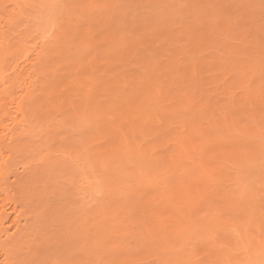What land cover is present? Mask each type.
Listing matches in <instances>:
<instances>
[{"label":"rangeland","instance_id":"374dc122","mask_svg":"<svg viewBox=\"0 0 264 264\" xmlns=\"http://www.w3.org/2000/svg\"><path fill=\"white\" fill-rule=\"evenodd\" d=\"M43 1H45L46 8L48 7L46 10L54 13L52 20L49 19L50 15L48 16L47 12L41 13L42 5L37 0L34 7H22L13 21L5 18L1 28L3 39L9 42L10 47H15V49L11 47L14 54L12 60L17 57L19 68L23 66L25 71L31 69L29 68L30 62H33L37 55L39 61L36 60L37 68H33L31 73L37 82H32L34 79L30 75L29 80L33 84H30L28 89L22 90V94L24 93L22 111H25L23 112L25 119L21 121L22 124L12 125L10 133L5 129L0 131L1 151H4V154L1 153L3 156L0 155V163L3 157L5 158V154L6 158L9 155L6 163H3L5 167L3 174L0 171V205L3 204V209L7 212L3 214L5 216L2 215L0 221V264H185L189 260H194V257L195 259L198 258L196 253L193 254V249L196 248H199L201 252L213 253L216 264L224 261H229L231 264L236 263L238 252L242 253L241 257L246 256V259L258 257L259 251L255 249L257 245L248 242L243 244L238 237L240 236L239 232L246 235L243 224L247 219L237 220V229L233 224L236 219H231L228 213L231 205H241L244 202L242 207L255 209L254 215L248 216L250 221L252 223L259 222L264 229V185H255L257 179H264V135L262 138L260 136H248L246 132L245 137L249 141L248 144L250 141H255L260 145V152L248 162L228 163L227 168L232 167L234 176L218 175V171L211 172L212 174L208 171L202 173L199 164L204 155L209 156L211 153L208 149L213 148L212 142L203 143L206 138L212 139L213 134L217 135L222 131L228 135L225 143L229 146L231 145L229 143H232L231 141L235 138L230 135L234 134L239 137L242 135L238 131L233 133L228 132L225 128L222 130L221 126L224 123L221 114L228 113L229 117L234 118L233 120L236 119L235 122L244 125L247 122L245 120H248L245 118L246 114L249 115V123L251 124L253 118L259 120V116L264 113V107L260 105L264 103L262 101L264 100V93L262 94L264 90L262 88H260L262 89L261 92L257 90L256 93L259 92L260 97L258 94L254 95V91L249 93L252 89L250 82L253 79L258 80L260 85L264 82V3L262 0H158V2L156 0L153 2L152 0H143L142 2L141 0L140 4L137 3L138 7L136 2L133 5L129 1L130 7H128L129 3H127V7L124 4L122 10H117L116 6L113 5L105 6V3L101 7L100 0H95L96 3L92 2L91 4L94 6L85 3L88 5L84 8V4L81 3L82 5L79 6L82 8H78V6L77 9L74 6L76 10L72 5L79 3L80 0ZM81 1L83 2V0ZM97 3H100L99 6ZM112 6L114 9H109ZM223 6L226 10L222 11ZM9 8L10 4L7 3L6 9ZM220 17L222 21H219ZM226 23L228 26L230 25L229 28ZM78 24L79 26H77ZM139 26L146 31L141 30L143 32L141 33ZM225 26L227 27L225 28ZM75 28L77 31L73 32ZM78 28H80L79 31ZM84 28L87 30L89 28V31H92L90 35L85 36ZM80 30L84 34L79 33ZM59 31L66 33L60 36ZM76 32L79 34L77 35ZM138 33L141 35L146 33L149 38L152 37L153 46L151 49L144 48V43L141 44V42H145L143 39H137L140 42L137 46ZM201 33L210 35L209 40H199L197 35ZM194 36L197 39L193 38L195 41L192 40V42L198 43V47L201 48H199L200 53L198 55L201 54V57H197V55L195 57L191 52L189 54L188 48L185 46L190 37ZM82 37L87 38L82 40ZM95 37L96 39L106 37L105 39L109 40L100 47L93 42ZM92 39L93 41H91ZM134 39L135 41H133ZM127 40L136 44L135 48L129 50V47L126 50L130 44ZM124 41L128 44L124 45ZM159 43L162 44V47L157 53L155 46ZM255 43L257 46L253 49ZM91 44L95 47L93 46V48ZM84 45L88 46L87 50H91V47L93 49L84 52L86 50ZM83 47L85 48L82 49ZM122 47H125L124 50L129 51L131 55L126 58L125 62H122L124 65H119L118 70L131 74L133 80L137 79L136 75H141L140 80L132 88V91L140 98L151 94V90L157 92L163 89L170 92L169 90L173 89V86L164 80L165 83L157 81L158 84L160 82V86L157 84V87L152 83L151 88L148 83H144L141 68L143 63L146 65L150 60H158L157 63L160 65L158 64L157 68L159 70L156 68L153 72V77H158L161 73H165L161 69L167 70V65L169 66L168 63L172 59L170 54L173 48L183 51L171 61L177 70L188 68V64L195 63L193 61L197 58L202 59L200 61L203 63L199 62V66L201 64L200 77L196 81L199 84H196L197 88L195 89L200 90V93L197 94L198 98L196 97L193 101L197 102L199 95L202 94L200 97L204 98L201 103H205L204 106L208 104L212 109L211 114L215 116L213 117L217 122V127L206 128V124L212 120L208 115L198 112L200 109L203 110L202 107L188 104L190 96L184 95L185 91H183L182 86H178L176 90L170 92L177 94L176 99L179 101L169 110L165 105H168L170 101L163 100L165 102L162 104L165 105L159 107L162 109L159 110L160 114H163L162 119L155 121L156 125L165 124L166 128L163 125L161 127L163 126L166 130L173 128L171 131L175 133L181 132L185 127L184 125L189 126L194 122L201 127L200 134L197 132L193 134L194 144L199 147L188 156L186 161L181 162L179 170L177 167L174 171L168 170L169 172H167V168L149 162L146 176H143V173L140 174L134 169L137 165H134L130 159L134 154L122 158H116L118 157L116 156L114 159L109 154H100L103 159L101 161L97 159L100 147L109 144L108 135L103 133L102 129L107 126V119L114 114V123L121 120L118 116V110L111 116L108 115L107 106L109 102L111 104L113 99L110 101V97L102 92H99V95L95 93L86 100L82 99V101H79L78 95H70L75 91L77 92L74 90V84L82 83L86 76L96 78L103 74H110L111 71L108 70L110 68L103 65L107 61L109 63L116 62L117 58L115 59V57L117 56L115 54L118 50L123 49ZM21 48L29 50L27 59L22 57V52L25 50L20 51ZM20 52L21 54L17 55ZM77 58L78 60L83 58L80 60L82 62L77 61ZM85 58L87 61H84ZM90 59H94V63L87 64ZM38 62H40L39 68ZM223 63L224 67H222ZM241 67L245 68L246 76L241 73ZM52 79L55 90L52 89L51 91L49 86ZM222 82H226L225 84L228 86L225 94H222L223 90L218 89ZM119 89L121 90L122 87ZM62 90H66L65 95L68 98L63 105H58L59 94ZM254 96H258L262 103L258 104L259 99L257 100L258 97L252 98ZM246 97L255 99L256 105H260V108H257L256 118L250 115L252 111L250 109L254 108L252 104L254 105L256 101L252 102L251 100V105L246 104L244 103L247 101L245 100ZM262 97L263 99H261ZM70 101L73 102L71 108L68 104ZM155 103L150 102L154 105ZM162 104L160 103V105ZM243 104H246L245 107H252L243 110ZM86 108L87 113L93 116L88 115L86 117L84 114ZM149 108L152 109L150 105ZM98 109L103 110L100 113L103 117L95 115L94 111ZM14 110L15 108L11 106L10 114L13 116L15 115ZM163 110L164 112L169 110L170 114H167L168 111L165 115ZM171 112H174L175 115ZM167 115L168 117L174 116L167 120ZM16 116L19 118L21 114ZM10 121L8 119L6 123ZM80 121H84V123L82 122L81 125ZM98 123L100 124L99 129L97 128ZM146 134L137 135V140L141 139L144 147H146V143H151V140L153 142L154 138V136ZM201 134L204 135L205 139ZM11 135L12 138L10 139ZM202 138L203 140H201ZM159 150V155L166 156L168 153L174 152L175 148L173 150L172 145L162 144ZM204 152L205 154H203ZM121 161L123 162L121 163ZM143 162L146 161L143 160ZM184 162L186 166L183 164ZM83 165L91 176L90 180L94 181V185L90 188H86L82 181L81 166ZM182 166L186 170L181 169ZM238 167L240 169H236ZM235 170L236 172L242 171L241 173L246 176V184L245 181L241 184V180L237 176L238 172L236 173ZM98 179L101 182H98ZM142 179L144 182L141 181ZM171 187L173 190H177L173 197L168 196L169 192L172 191ZM195 187L196 189L203 188L202 191H205L203 194L200 192L198 198L194 197L199 195ZM191 188H194L192 193H197L191 194ZM222 190L227 194L226 203L219 204L217 202L219 196L215 194L220 195ZM250 196L251 198H248ZM6 198L10 203H7ZM160 200L163 201L161 206L157 205ZM260 202L261 204H259ZM4 204L6 205L4 206ZM215 205L220 210H215ZM258 205L260 206L258 207ZM12 207L15 208V213L12 212ZM148 214H150V218ZM168 214L169 218H167ZM209 216H211L210 219ZM158 218L162 219L163 223ZM206 218L208 219L206 220ZM14 219L17 222H13ZM173 223L177 225L182 223L185 228L187 227L184 228L185 231L182 236L172 233ZM249 230L248 234L251 237L250 234H253V230ZM262 236L264 243V235ZM226 240L230 242L233 240V251H229L223 245L222 242ZM178 250H181V257L179 258L173 256L174 252Z\"/></svg>","mask_w":264,"mask_h":264},{"label":"bare ground","instance_id":"6f19581e","mask_svg":"<svg viewBox=\"0 0 264 264\" xmlns=\"http://www.w3.org/2000/svg\"><path fill=\"white\" fill-rule=\"evenodd\" d=\"M36 1L37 0H0V131L2 130V129H5V130H7V132H9L10 133V131H11V128H12V125L13 126H15V124H19V123H21V121L22 120H24L25 118H24V115H23V112H25V111H22L23 110V104H24V93L22 94V90L23 89H28L29 88V85L30 84H33L32 82H37V79H34V77H33V75H31V73H32V71H33V68L35 69V68H37L36 67V65H37V62H36V60H38L39 61V56L37 55L36 56V58H35V60L32 62H30V67L29 68H31V69H28V70H24V68L25 67H21V68H19L18 66V59H17V57H16V55H15V57L16 58H14L13 60H12V58L14 57V54H13V52H12V49H11V47H10V45H9V42L7 41V40H5V39H3V37H2V30H1V28H2V22H4V20H5V18H8V20L9 21H13V19H14V17H15V15L18 13V11H20V9H22V7H34V6H36ZM41 3V5H42V7H41V13L42 14H44V13H48V16L50 15V20H52V18H53V15H54V13L53 12H51V11H47L46 9L48 8H46V6H45V1H43V0H39ZM103 1V0H102ZM101 0L99 1L100 3H102V4H100V6L101 5H104L103 3H105V6H109V5H113V6H116V9L117 10H122L121 8H123V6L122 5H124V4H126V7H127V3H129V1L131 2V3H133V5H134V3L136 2V4L137 3H139L140 4V1L141 0H107V1H103L102 2ZM145 1V0H144ZM157 2H158V0H156ZM197 1V0H196ZM92 2H95V0H83V2L80 0L79 1V3H74L72 6H73V8H74V6H76V8L79 6V5H82L81 3H83L84 5H83V8H84V6H87L88 4H86L85 5V3H92ZM142 2H143V0H142ZM141 2V3H142ZM152 2H153V0H152ZM7 3H9L10 4V8L9 9H6L7 8ZM96 3V2H95ZM131 3H129L128 4V7H130L129 5L131 4ZM89 4V5H90ZM94 4V3H93ZM98 4V3H97ZM99 4H98V6H99ZM62 5V4H61ZM92 5V4H91ZM118 5L120 6V8L118 9ZM157 5H159L158 3H157ZM92 6H94V5H92ZM113 6H112V8H109V7H107V8H109V9H111V10H113L114 8H113ZM122 6V7H121ZM137 7H138V4L136 5ZM89 7V6H88ZM102 7V6H101ZM111 7V6H110ZM158 7V6H157ZM76 8H74L75 10H76ZM78 8H82V7H78ZM77 8V9H78ZM224 8V9H223ZM40 9V8H39ZM86 9H88V8H86ZM90 9V8H89ZM88 9V10H89ZM100 9H104V8H100ZM105 10V9H104ZM155 10V9H154ZM157 10V9H156ZM223 10H226V8L223 6L222 7V11ZM77 11H79V10H77ZM61 12H63V11H61ZM114 12H115V10H114ZM118 12V11H117ZM120 12V11H119ZM109 13V12H108ZM158 13V12H157ZM156 13V15H158ZM39 14H40V12H39ZM160 14V13H159ZM224 14V13H223ZM46 15V14H45ZM80 15V14H79ZM155 15V16H156ZM164 15V14H163ZM47 16V17H48ZM166 16V15H165ZM218 16V15H217ZM94 17V16H93ZM157 17V16H156ZM162 17V16H161ZM120 18V17H119ZM82 19V18H81ZM94 19V18H93ZM163 19H165L164 17H163ZM91 20V19H90ZM166 20V19H165ZM221 20V17H220V19H219V21ZM225 20V19H224ZM227 20V19H226ZM225 20V21H226ZM207 21V20H206ZM222 21V20H221ZM229 21V20H228ZM136 22V21H135ZM203 22H204V20H203ZM208 22V21H207ZM206 22V23H207ZM65 23V22H64ZM88 23V22H87ZM150 24V23H149ZM152 24V23H151ZM211 24V23H210ZM222 24H223V22H222ZM75 25H76V23H75ZM140 25V24H139ZM148 25V24H147ZM200 25V24H199ZM204 25H205V23H204ZM226 25H227V23H226ZM64 26V25H63ZM77 26H79V24L77 25ZM76 26V27H77ZM83 26V25H82ZM208 26V25H207ZM220 27H221V25H219ZM224 26V25H223ZM228 26V25H227ZM227 26H225V28L227 27ZM83 27H86L85 25L83 26ZM148 27V26H147ZM230 27V25L228 26V28ZM139 28H140V26H139ZM61 29V28H60ZM79 29L80 28H78V31H79ZM85 30H84V33H85V36L86 35H90V33L92 32H90L89 30V28H88V30L86 29V28H84ZM148 29H149V27H148ZM159 29V28H158ZM59 30V29H58ZM76 30V28L73 30V32ZM81 30L83 31V29L81 28ZM80 30V32L79 33H82V31ZM140 30V32H141V30L142 31H146V29H144L143 30V28H140L139 29ZM156 30V29H155ZM226 30V29H225ZM230 30V29H229ZM77 31V30H76ZM89 31V32H88ZM98 31V30H97ZM144 31V32H145ZM216 31H218V30H216ZM221 31V30H220ZM227 31V30H226ZM222 32V31H221ZM223 32H224V30H223ZM66 32H64V31H59V35L60 36H63L64 34H65ZM77 33V35L79 34L78 32H76ZM84 33H82V34H84ZM141 33H143V32H141ZM175 33V32H174ZM192 33V32H191ZM220 33V32H219ZM139 34V33H138ZM152 34V33H151ZM161 34V33H160ZM217 34V33H216ZM153 35H154V33H153ZM81 36V35H80ZM102 36V35H101ZM133 36V35H132ZM137 36V35H136ZM149 36V35H148ZM147 36V34L146 33H144L143 35H141V34H139L137 37L138 38H136V41L138 42L139 40H137V39H143V40H145V42L143 41V42H141V44L142 43H144L143 45H145L144 46V48L145 47H147V48H150L151 49V47L153 46V41H152V37H148ZM161 36V35H160ZM210 35H208L207 33L206 34H198L197 35V37H198V39L200 40H209L208 39V37H209ZM218 36V35H217ZM98 37V36H97ZM129 37H131V36H129ZM146 37H148V38H146ZM197 37L196 36H194V37H190V39L188 40V42H187V44L185 45L187 48H188V52H189V54H190V52L192 53V54H194L195 55V57H196V55H197V57L199 56L198 55V53H200V50H199V48L200 47H198V43H193L192 42V40H194V39H197ZM83 38L84 37H82V40H83ZM87 37H85L84 39H86ZM90 38V37H89ZM106 37H102V38H99V39H96V37L94 38L95 39V41H93V39L91 40V41H93V42H95L96 44H97V46H102V45H105V43L109 40V39H105ZM132 38V37H131ZM131 38H129V39H131ZM134 38V37H133ZM132 38V39H133ZM188 38V37H187ZM194 38V39H193ZM60 39V38H59ZM58 39V40H59ZM91 39V38H90ZM89 39V40H90ZM62 40V39H61ZM82 40H80V41H82ZM88 40V41H89ZM126 40V39H125ZM63 41V40H62ZM128 41V40H127ZM133 41H135V39L133 40ZM142 41V40H141ZM195 41V40H194ZM58 42V41H57ZM64 42V41H63ZM84 42V41H83ZM130 42V44H129V46H125L126 47V50H128L127 48H129V50L131 49V48H135V46H136V44H134V43H132V41H128V43ZM202 42V41H201ZM204 42V41H203ZM92 43V42H91ZM126 43V44H125ZM127 42H125L124 41V45H127L128 44ZM139 43L140 42H138L137 43V46H139ZM92 44H94V43H92ZM92 44H91V46H92ZM208 44V43H207ZM81 45V44H80ZM88 45V44H87ZM79 46V45H78ZM85 46V45H84ZM94 47H95V45H93ZM92 46V47H93ZM256 43H255V45H253V49H255L256 48ZM16 47H18V46H16ZM21 47V46H20ZM25 47V46H24ZM82 47V46H81ZM86 47V46H85ZM85 47H83L82 49H84ZM88 47V46H87ZM87 47L85 48L86 50L84 51V52H86V51H91L93 48L91 47L90 49L91 50H87ZM124 47V48H125ZM156 48L155 49H157V53H159V50H160V48L162 47V44L161 43H159V44H157L156 46H155ZM207 47V46H206ZM13 48V47H12ZM79 48H80V46H79ZM123 48V47H122ZM124 48L123 49H121V50H118V52L115 54L117 57H115V59H116V62H114V63H109L108 61L105 63V65H103V66H107L108 68H110V69H108L109 71H111V73L110 74H103L101 77L100 76H98V77H96V78H91V77H89V76H86L85 77V80H83V82L82 83H79L78 82V84L77 83H75L74 84V90H77V92L75 91V93H73L72 95H70V96H76V95H78V97H80L79 98V101H82V99H87V98H90L93 94H95V93H97L98 95L102 92L103 94H105V95H107L108 97H110L109 99H110V101L113 99V101H111V104H110V102H109V104H108V106H107V113H108V115H110L111 116V114H113V113H115L117 110H118V116L120 117V121L118 120V122H113L114 120H115V117H113L114 115H112L109 119H107V120H105V121H107L108 122V124H107V126H104L105 128L104 129H102V131H103V133L105 132L107 135H108V141H109V144H107V146L106 145H104V146H102V147H100V149H99V156L97 157V159L99 160V161H101L103 158H102V154L103 155H106V154H109V155H111V158L112 159H114L116 156H118V157H116V158H122V157H124V156H127V157H129L130 155H132L133 156V154H134V156L132 157V158H130V159H132V163L134 164V165H137V167L136 168H134L135 169V171H137V172H139L140 174H142L143 173V176L145 175L146 176V171H147V164L150 162V163H154V164H156L157 166H160V167H164L165 169L167 168V172H169L168 170H170V172L171 171H174V169L175 168H177V167H179L178 168V170L180 169V164H181V162L182 161H186L187 159H188V156L197 148V147H199V146H195V144H194V138H193V134H194V132H197V133H199L200 134V130H201V127H199L195 122L193 123V124H189V126H186V125H184L185 127L183 128V130L181 131V132H177V133H175V132H173V131H171L172 129L171 128H169L168 130H166V129H164V127L163 126H165V124L163 125V124H158V125H156L155 124V121H160V119H162V116H163V114L161 115L160 114V111L159 110H162V109H159V107L161 106H164L163 104H162V102L164 103L165 101H170L169 103H168V105H165L166 106V108H169V110H171V106L173 107V106H175L174 104H176L179 100H177L176 99V96H177V94H173V92H172V94L170 93L172 90L174 91V90H176L177 89V87L178 86H182V89H183V91H185L184 92V95H189L190 96V98H189V100H188V104L189 105H194V106H200V107H202L203 108V110L202 109H200L198 112H201L202 114H206V115H208L209 116V118H210V120H212L211 122H208L207 124H206V128H211V127H214V126H216L217 124V122L215 121V119H214V115H212L211 113H212V109L208 106V104L206 105V106H204V104L205 103H201V101L203 100V98L204 97H200V95H202V94H200L199 95V99L197 100V102H194L193 100L194 99H196V97L198 96L197 94L198 93H200V90H195L196 88H197V85L199 84L198 82H196L198 79H199V77H200V73H199V71H201L200 70V66H201V64L203 63L202 61H200V60H202V59H199V58H197V59H195L193 62H195V63H192V64H188V68L186 67V64L188 63H186L185 64V67L186 68H184V66H183V68L184 69H179V70H177L176 69V67H175V65L171 62L172 60H174V58L176 57V55L179 53V54H181V53H183V51L180 49H178V48H173V51H171V54H170V56H171V58L172 59H170V61H169V66L167 65V70H163V69H161L163 72H165V73H161L158 77H153V72L156 70V68L158 67V64L159 63H157V61H156V59H154L153 61H148V63H146V65H144V63H143V66L141 67L142 68V71H143V77H144V83H148L149 84V87L152 85V83H154L155 84V87H157L159 84H160V82L162 81V83L165 81V82H167V84L169 83V84H171V86H173V89L172 90H169L170 92H168L167 90L165 91V90H159V91H157V92H155L154 90H151L150 88H148V90L150 89L151 90V94H147L146 96H143L142 98H140L139 97V95H137V94H135L133 91H132V88L134 87L133 85L136 83V82H138L140 79H139V77L141 76H139V75H136V77H137V79L136 80H133V77H132V75L131 74H127V73H124L123 71H119L118 69H119V65H124L122 62H125V60H127L126 58H128V56H130L131 54L129 53V51H127L126 52V50H124ZM143 48V47H142ZM165 48V47H164ZM182 48V47H181ZM13 49H15V47L13 48ZM81 49V48H80ZM184 50H185V48H183ZM201 49V48H200ZM21 50H23V48H21L20 49V51ZM25 50V49H24ZM23 50V51H24ZM164 50V49H163ZM17 51V50H16ZM83 51V50H82ZM167 51H169V50H167ZM182 51V52H181ZM220 51V50H219ZM83 52V53H84ZM187 52V53H188ZM15 53V52H14ZM77 53V52H76ZM88 54H89V52H87ZM18 54H21V52L20 53H17V55ZM31 54V53H30ZM85 54V53H84ZM184 54H185V51H184ZM45 55V54H44ZM75 55H77V54H75ZM80 55V54H79ZM86 55V54H85ZM183 55V54H182ZM188 55V54H187ZM204 55V54H203ZM202 55V56H203ZM25 57L24 59H27L28 58V56H29V50L27 51V49L24 51V52H22V57ZM81 56V55H80ZM84 57H86V56H84ZM199 57H201V54H200V56ZM178 58V57H177ZM176 59V58H175ZM80 60H83V58L81 59V58H79V60H78V58H77V61H79V62H82V61H80ZM87 61V59L85 58L84 59V61ZM93 60L94 59H90L88 62H87V64H92V63H94L93 62ZM75 61V60H74ZM199 62H201V64H200V66H199ZM39 63L40 62H38V68L40 67L39 66ZM50 63V62H49ZM86 63V62H85ZM176 63V62H175ZM213 63V62H212ZM117 64V65H116ZM219 64V63H218ZM116 65V66H115ZM160 65V64H159ZM226 65V64H225ZM199 66V67H198ZM218 66V65H217ZM105 67H103V68H105ZM202 67H203V65H202ZM212 67V66H211ZM222 67H224V63H223V66ZM247 68V67H246ZM158 69V68H157ZM99 70V69H98ZM159 70V69H158ZM108 71V72H109ZM112 71H114V73H112ZM116 71H118V72H116ZM245 71V68H243V67H241V73H243L245 76H246V73L244 72ZM227 72V71H226ZM106 73V72H105ZM226 74V73H225ZM30 75H31V77H33V79L34 80H32V78H31V80H32V82L30 83ZM227 75V74H226ZM126 77H128V79H126L125 80V78ZM132 77V78H131ZM142 79V78H141ZM164 80V81H163ZM157 81H160L159 82V84L157 83ZM261 81V80H260ZM164 82V83H165ZM54 82H53V79L50 81V88H51V91H52V89H53V84ZM161 83V84H162ZM223 83V82H222ZM221 83V85H219V90H223L221 93L222 94H225L224 92H226L227 91V88H228V86H227V84H225V83H223L222 84ZM26 84V85H25ZM158 84V85H157ZM197 84V85H196ZM28 85V86H27ZM47 85V84H46ZM62 85V84H61ZM250 85H251V88L252 89H250L251 91H249V93L250 92H252V91H254V95L255 94H258V96H259V92L258 93H256L257 92V90H260V92H261V90L263 89L264 90V82L260 85V82L258 81V80H256V79H253L251 82H250ZM160 86V85H159ZM46 87V86H45ZM56 87V85L54 86V88ZM119 87H122V89L120 90L119 89ZM154 88V87H153ZM260 88H262V89H260ZM60 89V88H59ZM53 90H55V89H53ZM152 91H154V93L152 94ZM182 91V92H183ZM31 92H33V91H31ZM65 92H66V90L65 91H63L62 90V92L59 94V100H58V102H59V104L58 105H63L64 104V101L66 100V98H68V97H66V95H65ZM100 92V93H99ZM45 93V92H44ZM149 93V92H148ZM193 93V94H192ZM264 92L262 91V94H263ZM253 94H251V95H253ZM262 94H261V96H262ZM249 96H250V94H248ZM264 95V94H263ZM96 96V95H95ZM258 96H254V97H252V98H255L256 99V97H258ZM57 97V96H56ZM260 97V96H259ZM259 97L257 98V100L259 99ZM198 98V97H197ZM252 98H250V97H246V99L245 100H247V101H245L244 103H248V104H250L251 105V100H252V102H254V101H256L255 99H252ZM92 99V98H91ZM142 99V100H141ZM250 99V100H249ZM261 99H263V97L261 98ZM163 100H165V101H163ZM260 100V99H259ZM258 100V104H260V103H262L261 102V100L259 101ZM57 101V100H56ZM78 101V102H79ZM152 101L155 103V105L154 104H150V102L152 103ZM262 101H264V100H262ZM232 104L234 105V100L232 99ZM82 103V102H81ZM160 103L162 104V105H160ZM191 103V104H190ZM256 103H257V101L254 103V105L252 104V106H254V108L253 109H256V110H254L253 111V109H250V108H248V107H252V106H247V107H245L246 106V104H243L244 105V108H243V110L244 109H250V110H252L251 111V114L250 115H252V116H255V118L257 117V108H260V105L261 106H263L264 107V103H262V104H260V105H256ZM50 104V103H49ZM69 107L71 108L72 107V104H73V102L72 101H70L69 103ZM86 104V103H85ZM89 104V103H88ZM105 104V103H104ZM87 105V104H86ZM149 105H150V107L152 108V109H150L149 108ZM151 105H153V106H155L154 108L151 106ZM188 105V106H189ZM11 106L13 107V108H15V110H14V112H15V115L13 116V115H11L10 113H11ZM41 106V105H40ZM160 107V108H161ZM177 107V106H176ZM176 107H175V109H176ZM25 108V107H24ZM164 108V107H163ZM165 108V109H166ZM41 109V108H40ZM44 109V108H43ZM49 109V108H48ZM174 109V108H173ZM262 109V108H261ZM168 110V111H169ZM260 110V109H259ZM101 111H103L102 109L101 110H95L94 112H95V115H99V117H103V116H101ZM167 110L164 112V110L162 111L163 113H165V115H166V113L168 112ZM174 111V110H173ZM175 112H176V110H175ZM21 114V116L18 118V116H16L17 114ZM65 113V112H64ZM68 113H69V111H68ZM104 113V112H103ZM172 113V112H171ZM174 113V112H173ZM172 113V114H173ZM84 114L86 115V117L88 116V115H90V116H93L92 114H88L87 113V108L85 109V111H84ZM94 114V113H93ZM105 114H106V112H105ZM168 115L170 114V111L167 113ZM228 114V113H227ZM226 113H223V114H221L222 115V121H223V123L224 124H222L223 126H221V129L222 130H224V128L226 129V130H228V132L230 131V132H239V134H241L242 133V135H241V137H239V136H236V135H234V134H232V135H230V136H232L234 139H233V141H231L232 143H229V144H231V145H226V143H225V141H227L226 139L228 138V135L226 134V133H222V131H221V133L220 134H217V135H214L213 134V136H212V139H210V138H204V135L203 134H201V136L205 139L204 141H203V143H208V142H212V146H213V148L212 149H208V150H210V152L211 153H209V156H203V159H202V161H201V163L199 164V168H201L202 169V173H205L206 171H208L209 173H215L216 171H218V175H222V176H234L235 175V173L232 171V167L230 168V166H229V168H227V164L228 163H234L235 161H236V163H239V162H248V160H251V159H253V157H255L259 152H260V145L258 144V143H256L255 141H250V143L248 144V142L249 141H247V139H246V137H245V134H246V132L248 133V136H255V137H263V135H264V113H262V116H259V120H255L252 116H251V118H253L252 120H251V122L253 123V125H252V123L250 124L249 122H250V120H249V115L248 114H246V116H245V118H247L248 120H245V121H247L244 125H241V124H239V122H235V120H233L234 118H231V117H229L228 115H227ZM160 115H161V117H160ZM168 115H167V120H168V118H170L171 116H174L175 115V113H174V115H170V117H168ZM261 115V114H260ZM214 116V117H213ZM231 116V115H230ZM82 118H84V117H82ZM96 118H98V117H96ZM250 118V119H251ZM8 119H10L11 121L9 122V123H6V121L8 120ZM91 119V118H90ZM89 119V120H90ZM117 119V118H116ZM214 119V120H213ZM79 120V119H78ZM82 120H84V119H82ZM209 120V121H210ZM98 121V120H97ZM184 121V120H183ZM183 121H181V122H183ZM192 121V120H191ZM190 121V122H191ZM48 122V121H47ZM78 122V121H77ZM81 122V121H80ZM83 123H84V121H82ZM82 122H81V125H82ZM86 122V121H85ZM219 122V121H218ZM101 123V122H100ZM103 123V122H102ZM22 124V123H21ZM220 124V123H219ZM71 125V124H70ZM97 125H99V126H97V128L98 127H100V124L98 123ZM161 125H163L162 127H161ZM168 125H169V123H168ZM103 126V125H102ZM168 127V126H167ZM217 127V126H216ZM165 128H166V126H165ZM219 128V127H218ZM99 129V128H98ZM207 130V129H206ZM225 130V131H226ZM97 131V130H96ZM220 131V130H219ZM101 132V131H100ZM224 132V131H223ZM99 133V132H98ZM140 133V134H139ZM147 133V134H146ZM172 133H173V136H171L172 135ZM175 133V134H174ZM252 135H251V134ZM106 134H105V136H106ZM144 134H146V135H150V136H154V138H153V142H152V140H151V143H146V147H144V145H143V143H142V140L141 139H138L137 140V135L139 136V135H144ZM7 135V134H6ZM145 135V136H146ZM104 136V137H105ZM247 136V135H246ZM9 137V136H8ZM7 137V138H8ZM103 137V138H104ZM143 137V136H142ZM167 137H170V138H167ZM208 137V136H207ZM12 138V135H11V137H10V139ZM203 138L201 139V140H203ZM264 138V137H263ZM9 139V138H8ZM106 139H107V137H106ZM104 140V139H103ZM165 141V143H163ZM158 142V143H157ZM157 143V144H156ZM202 143V142H201ZM203 143H202V145H203ZM71 144V143H70ZM99 144V143H98ZM100 144H103V143H100ZM162 144H166L167 146H169V145H172L173 146V150H174V148H175V150H174V152H170V153H168V155H166V156H164V155H159L160 153H159V148H160V146L162 145ZM211 144V143H210ZM87 145V144H86ZM108 146H110V148H108ZM211 146V145H210ZM209 146V147H210ZM211 146V147H212ZM1 143H0V155H2L1 153L3 152V154H4V151H1L2 149H1ZM244 147V148H243ZM96 152V151H95ZM159 153V154H158ZM101 154V155H100ZM119 154H121L120 156H119ZM164 154V153H163ZM203 154H205V152L203 153ZM207 154V153H206ZM3 156V155H2ZM1 156V157H2ZM5 156V158L3 157V159H2V162L0 163V171L2 172V174H3V172H4V170H5V167H4V165H3V163L5 162L6 163V161H7V159L9 158V155H7L8 156V158H6V154L4 155ZM106 157V156H105ZM202 157V156H201ZM200 157V158H201ZM142 158V159H141ZM139 159H141V160H139ZM96 160V159H95ZM110 160V159H109ZM121 160V159H120ZM143 160H145L146 162H143ZM9 161V160H8ZM98 161V162H99ZM110 161H112V160H110ZM141 162L140 164H138L139 162ZM123 161H121V163H122ZM129 163V162H128ZM235 163V164H236ZM88 164V163H87ZM183 164H185V162L183 163ZM182 164V165H183ZM197 164V163H196ZM195 164V165H196ZM6 165V164H5ZM86 165V164H85ZM113 165V164H112ZM155 165V166H156ZM242 165V164H241ZM140 166V167H139ZM185 166H186V164H185ZM197 166V165H196ZM235 166H237V165H235ZM242 166H245V165H242ZM114 167V166H113ZM183 167V168H182ZM181 167V169H185L184 168V166H182ZM246 167V166H245ZM117 168V167H116ZM159 168V167H158ZM158 168H155L156 170L158 169ZM234 168V167H233ZM126 169V168H125ZM161 169V168H160ZM236 169H240V167H238V168H236ZM244 169V168H243ZM80 170V169H79ZM127 170V169H126ZM154 170V169H153ZM162 170H163V168H162ZM186 170V169H185ZM89 171V170H88ZM111 171V170H110ZM123 172H124V169L122 170ZM192 170H190V172H191ZM215 171V172H214ZM113 172V171H112ZM129 172V171H128ZM148 172H151V171H148ZM147 172V173H148ZM185 172V171H184ZM193 172V171H192ZM219 172H221V173H219ZM235 172H236V170H235ZM238 172V179L239 180H241V184H243L242 182H244L246 179V176L243 174V173H241L239 170L237 171ZM236 172V173H237ZM241 174H240V173ZM245 172V171H244ZM72 173V172H71ZM81 173H82V181H83V183L85 184V187L86 188H90V186H93L94 184V181L93 180H90V175L88 174V172H87V169L85 168V166L83 165V166H81ZM135 173V172H134ZM145 173V174H144ZM201 173V172H200ZM211 173V174H212ZM234 173V174H233ZM122 174H124V173H122ZM248 174V173H247ZM246 174V175H247ZM117 175H118V173H117ZM126 175H128V174H126ZM1 176V175H0ZM149 176H150V174H149ZM148 176V177H149ZM186 176V175H185ZM96 177V176H95ZM142 177V176H141ZM151 177V176H150ZM217 177H219V176H217ZM221 177V176H220ZM120 178V177H119ZM122 178V177H121ZM136 178V177H135ZM147 178V177H146ZM157 178V177H156ZM179 178V177H178ZM222 178H225V177H222ZM228 178V177H227ZM247 178H248V176H247ZM126 179V178H125ZM145 179V178H144ZM150 179H152V178H150ZM155 179V178H154ZM176 179V178H175ZM195 179V178H194ZM123 180V179H122ZM127 180H128V178H127ZM183 180V179H182ZM137 181V180H136ZM141 181H143V179L141 180ZM155 181V180H154ZM219 181V180H218ZM220 181H221V179H220ZM248 181H250V180H248ZM255 181V180H254ZM98 182H101V181H99V179H98ZM144 182V181H143ZM252 182V181H251ZM256 186H257V184H259V185H264V179L262 178V179H257L256 181ZM149 183V182H148ZM153 183V182H152ZM169 183V182H168ZM193 183V182H192ZM247 182L245 181V184H246ZM253 183V182H252ZM145 184V183H144ZM154 184V183H153ZM194 184V183H193ZM244 184V185H245ZM83 185V184H82ZM166 185V184H165ZM171 185V184H170ZM250 185H252L251 183H250ZM254 185V186H255ZM126 186V185H125ZM176 186V185H175ZM174 186V187H175ZM182 187V186H181ZM197 187H201V186H197ZM202 187H204V186H202ZM248 187H250V186H248ZM253 187V186H252ZM92 188V187H91ZM126 188V187H125ZM260 188V187H259ZM128 189H130V188H128ZM150 189H152V188H150ZM150 189H149V191H150ZM171 189H172V191H170L169 193L170 194H168V196H170V197H173V194L174 193H176L175 191H177V190H173V188L171 187ZM194 189V188H193ZM192 188H191V190H190V193L191 194H195V193H197L198 192V196L197 195H195L194 197H196V198H198L199 196H200V192H202V194H203V192H205V191H202L203 190V188H197L196 189V187H195V190H197V192H195V193H192L191 191H193L194 192V190H193ZM204 189H206L207 190V188H204ZM253 189H255V188H253ZM89 190H91V189H89ZM163 190H164V188H163ZM189 190V189H188ZM187 190V191H188ZM101 191V190H100ZM138 191V190H137ZM148 191V190H147ZM146 191V192H147ZM180 191V190H179ZM251 191V190H250ZM253 191V190H252ZM151 192V191H150ZM149 193V192H148ZM153 193V192H152ZM188 193H189V191H188ZM187 193V194H188ZM189 193V194H190ZM221 193V192H220ZM183 194V193H182ZM201 194V195H202ZM213 194V193H212ZM219 194V193H218ZM242 194V193H241ZM251 194V193H250ZM216 196H219V198H218V200H217V202L219 203V204H221V203H226V192H223V190H222V193L220 194V195H217V194H215ZM215 195H213V196H215ZM246 195H248V194H246ZM245 195V196H246ZM257 196V195H256ZM193 197V198H194ZM203 197V196H202ZM211 197V196H210ZM228 197V196H227ZM262 197V196H261ZM8 198V197H7ZM6 198V200H7V203L9 202L10 203V201L8 200ZM214 198V197H213ZM248 198H251V196L250 197H248ZM157 199V198H156ZM217 199V198H216ZM216 199H214V200H216ZM243 199V198H242ZM244 199H245V197H244ZM253 199V198H252ZM263 199H264V197H263ZM176 200V199H175ZM238 200V199H237ZM241 200V199H240ZM254 200H256V199H254ZM193 201V200H192ZM212 201V200H211ZM234 201H236V200H234ZM243 201V200H242ZM264 201V200H263ZM216 202V201H215ZM257 202H259V201H257ZM163 203V201H159L158 203H157V205H160L161 206V204ZM176 203V202H175ZM178 203V202H177ZM217 203V204H218ZM219 204H218V206H219ZM232 204H233V202H232ZM243 204H244V202H243ZM243 204H241V205H243ZM250 204H251V202H250ZM259 204H261V202L259 203ZM6 204H4V206H5ZM225 205V204H224ZM241 205H239V204H234V205H231L232 207H231V209L229 210V213H228V216H230V218L232 219H236L235 221H234V227L235 228H237L238 229V225H237V223L238 222H236L237 220H241V219H243V218H246L247 220L246 221H244V231H245V233H246V235H243V234H240V232H239V235L240 236H238V234H237V236L240 238V240H241V243H243V244H246V242H248V243H252V244H256L257 246H256V250L257 251H259L258 252V257H256V258H254L253 256V258H247L246 259V256H243V257H241L240 255L242 254V253H240V252H238L237 254L238 255H236V258H237V261H236V263H234V264H261V261L262 260H264V243H263V236L262 235H264L263 234V230L264 229H262V226H261V224L259 223V222H251L250 221V218H248V216H253L254 214H253V212L255 211V209L253 208H244V207H242ZM257 205V204H256ZM216 206V205H215ZM226 206V205H225ZM253 206V205H252ZM260 205H258V207H259ZM262 206V205H261ZM206 207V206H205ZM209 207V206H208ZM223 207V206H222ZM246 207V206H245ZM152 208V207H151ZM263 208V207H262ZM12 209V212L13 213H15V208L14 207H12L11 208ZM182 209V208H181ZM207 209V208H206ZM222 209V208H221ZM224 209H225V207H224ZM129 210V209H128ZM158 210V209H157ZM202 210V209H201ZM204 210H205V208H204ZM213 210V209H212ZM211 210V211H212ZM215 210H220L217 206L215 207ZM185 211V210H184ZM6 212V210L5 209H3V204L2 205H0V221H1V218H2V215L3 214H6L5 213ZM151 212V211H150ZM208 212H209V210H208ZM216 212V211H215ZM221 212H223L222 210H221ZM244 212H247V214H244ZM11 213V212H10ZM129 213V212H128ZM219 213V212H218ZM256 213V212H255ZM258 213V212H257ZM9 214V213H8ZM174 214V213H173ZM189 214V213H188ZM187 214V215H188ZM153 215V214H152ZM177 215V214H176ZM184 215V214H183ZM211 215V214H210ZM264 215V214H263ZM3 216H5V215H3ZM146 216V215H145ZM213 216V215H212ZM215 216V215H214ZM257 216V215H256ZM148 217L150 218L151 216H150V214H148ZM167 218H169V214H168V216H167ZM189 218V217H188ZM211 218V216H209V219ZM216 218V217H215ZM260 218V217H259ZM263 218V217H262ZM146 219V218H145ZM152 219V218H151ZM165 219V218H164ZM208 218H206V220H207ZM158 220L160 221V222H162L161 220L162 219H160V218H158ZM257 220V219H256ZM16 221V219H14V221L13 222H15ZM166 221H167V219H166ZM176 221V220H175ZM192 221V220H191ZM197 221V220H196ZM225 221V220H224ZM230 221V220H229ZM253 221V220H252ZM255 221V220H254ZM17 222V221H16ZM174 222V221H173ZM211 222H212V220H211ZM261 222V221H260ZM163 223V222H162ZM193 223H194V221H193ZM209 223H210V221H209ZM221 223H222V221H221ZM223 224V223H222ZM227 225V224H226ZM239 225H240V222H239ZM230 226V225H229ZM157 227V226H156ZM170 227V226H169ZM200 227V226H199ZM16 228V227H15ZM185 226H183L182 225V223H180V224H175V223H173L172 224V227H171V231H172V233L174 232V233H176L177 235L179 234V235H181L182 236V234L184 233V231H185V229L187 228H185ZM230 228V227H229ZM233 229V228H232ZM249 229H251V230H253L252 232H253V234H250V235H252L251 237H253V239H251V237L249 236V234H248V231H250ZM15 230V229H14ZM241 230V229H240ZM197 231V230H196ZM232 231V230H231ZM238 231V230H237ZM15 232V231H14ZM13 232V233H14ZM241 232H243V231H241ZM12 233V234H13ZM163 233V232H162ZM236 234V233H235ZM178 235V236H179ZM232 235V234H231ZM213 237V236H212ZM236 237V236H235ZM262 237V238H261ZM209 238V237H208ZM216 238H219V237H216ZM229 238V237H228ZM224 239V238H223ZM222 239V240H223ZM227 239V238H226ZM232 239V238H231ZM237 239V238H236ZM133 240V239H132ZM161 240V239H160ZM178 240V239H177ZM230 240V239H229ZM239 240V239H238ZM210 241V240H209ZM208 241V242H209ZM216 241V240H215ZM139 242V241H138ZM213 242V241H212ZM232 242H233V240H232ZM232 242H230V241H228V240H226V241H223L222 243H223V245L224 246H226L225 248H227L229 251H233V248H232V245H233V243ZM236 242H238L237 240H236ZM240 242V241H239ZM204 243V242H203ZM216 243V242H215ZM136 245V244H135ZM214 246H216V245H214ZM250 246H251V244H250ZM250 246H247V247H250ZM213 247V246H212ZM152 248V247H151ZM170 248V247H169ZM244 248V247H243ZM118 249V248H117ZM202 249H205V248H202ZM145 250V249H144ZM194 250V252H193V254H195V255H198V258L197 259H195V257H194V260H189L188 262H186L185 264H216L217 262H216V260L214 259L215 257V255L213 254V253H209V251H207V253L205 252H201L200 251V249L199 248H196V249H193ZM238 250V249H237ZM211 251V250H210ZM248 251V250H247ZM173 253V252H172ZM246 253V252H245ZM248 253V252H247ZM176 254V255H175ZM252 254V253H251ZM234 255V254H233ZM254 255H256V254H254ZM171 256V255H170ZM174 257H177L178 256V258L179 257H181V250H178L177 252L175 251L174 252V255H173ZM193 256V255H192ZM248 256V255H247ZM220 257V256H219ZM248 257H250V256H248ZM224 258V257H223ZM234 258V257H233ZM232 259V258H231ZM221 260V259H220ZM223 260V259H222ZM226 260V259H225ZM235 260V259H234ZM233 260V261H234ZM169 261V260H168ZM193 261V262H192ZM219 261V260H218ZM183 263V262H182ZM220 264H231L229 261H224V262H221Z\"/></svg>","mask_w":264,"mask_h":264},{"label":"snow or ice","instance_id":"6c2138e0","mask_svg":"<svg viewBox=\"0 0 264 264\" xmlns=\"http://www.w3.org/2000/svg\"><path fill=\"white\" fill-rule=\"evenodd\" d=\"M262 3H264V0H262ZM261 264H264V260L261 261Z\"/></svg>","mask_w":264,"mask_h":264}]
</instances>
